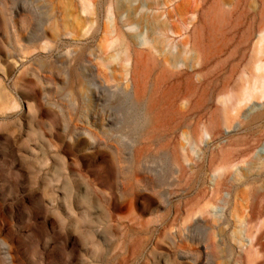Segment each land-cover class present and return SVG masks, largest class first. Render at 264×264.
Segmentation results:
<instances>
[{"label":"rangeland","instance_id":"obj_1","mask_svg":"<svg viewBox=\"0 0 264 264\" xmlns=\"http://www.w3.org/2000/svg\"><path fill=\"white\" fill-rule=\"evenodd\" d=\"M262 2L0 0V264H264Z\"/></svg>","mask_w":264,"mask_h":264},{"label":"bare ground","instance_id":"obj_2","mask_svg":"<svg viewBox=\"0 0 264 264\" xmlns=\"http://www.w3.org/2000/svg\"><path fill=\"white\" fill-rule=\"evenodd\" d=\"M262 1H263L262 2V4H263V11H264V0H262ZM262 31H263V33H262L261 39H260V42H261L260 53L264 56V28L262 29ZM262 70H263L262 75L260 77H257V79H256V83H255L256 85L253 86V87H251L252 89L249 88L248 91H247V93H245L243 95L245 97V99H246V97L247 98H250V96L251 97L255 96V95H252L253 92H254V90H255V93L254 94H256V95L258 94L257 90L259 92H261V93L264 90V63L262 65Z\"/></svg>","mask_w":264,"mask_h":264},{"label":"crops","instance_id":"obj_3","mask_svg":"<svg viewBox=\"0 0 264 264\" xmlns=\"http://www.w3.org/2000/svg\"><path fill=\"white\" fill-rule=\"evenodd\" d=\"M261 35H262V34H261ZM260 39H261V37H260ZM260 48H261V45H260ZM256 79H257V77H256ZM256 79H255V80H256Z\"/></svg>","mask_w":264,"mask_h":264}]
</instances>
